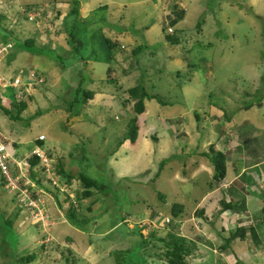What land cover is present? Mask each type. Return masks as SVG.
Listing matches in <instances>:
<instances>
[{
    "label": "rangeland",
    "instance_id": "1",
    "mask_svg": "<svg viewBox=\"0 0 264 264\" xmlns=\"http://www.w3.org/2000/svg\"><path fill=\"white\" fill-rule=\"evenodd\" d=\"M67 1L0 0V41L13 44V51H9L12 55L8 54L3 60L1 72L13 70L10 76H17L20 70L24 72L28 68L47 71L45 76L54 78L58 84H48L50 95L49 99H43L44 103L40 99L29 103L26 111L29 117L20 115L26 121H10L0 111V124L5 120L17 135L29 133L36 138L43 134L46 137L44 146L58 149L55 148V155L63 157L65 169L76 176L85 166L92 171L90 175L105 179L107 184L114 182L119 186L118 191H110L108 196L97 193L95 198L98 199L91 212L88 210L90 199L75 202L76 211L91 219L82 223L88 232L66 237L59 231L53 232L56 222L51 213L55 216L64 213L56 208L50 195L44 198L48 208L46 215L50 217V229L44 232L38 231V226L32 225L26 214H19L16 203L10 204L9 200L5 212L17 216L14 228L18 241L16 246L7 247L5 255L0 253V264H19L20 257L31 253L36 254V259L30 264H166L165 259H160L164 248H150V253L136 255L135 258L136 249H130L135 247L139 238L128 235L127 225L122 224L120 218L127 214L131 227L145 222L157 227L161 218L167 221L172 218L169 209L173 203H180L181 192L189 205L184 209V220L193 218V195L206 189L210 178L205 174L199 175L191 178L193 183L184 185L168 179L178 170L174 178L180 179L179 165L187 159L191 161L190 156L194 158L200 151L209 150L208 145L202 149L204 142L212 140L218 143L215 134H210L209 128L204 129L209 122L202 115L220 114L222 118V114L228 112L229 117L232 114L230 108H242L241 111L246 113L247 104L252 105L253 98L248 96L255 86H248L252 84L248 81L249 70H264V0H79V12L74 22L77 28L72 34L77 39L82 37L84 43L76 54L70 52L73 48L67 44L68 26L73 24L64 22V14L70 11ZM39 6L47 10L52 8V19L47 21L49 24L45 30L40 28L33 34L32 29L37 30L43 22V17L39 16L38 23L31 20L32 16H37L35 8ZM181 8L187 9L186 16L181 14L184 12ZM182 15L183 19L177 21ZM86 24L90 26L84 27ZM164 29L168 32L177 30L179 44L165 40ZM7 31L17 33L21 40L34 35L37 45L43 44L41 46L53 49L55 54H62L67 60L61 64V60H54L56 56L50 53L36 56L18 50V38ZM104 37L117 42L122 49L113 52L110 60L108 54L107 59L103 58L104 48H99V43H102L107 49ZM137 45L142 46V51L132 55L131 50ZM88 53L94 54L95 59L91 55L83 67L78 55ZM250 78L254 79L252 74ZM261 78L263 80L264 76ZM137 83H142L150 94H158L167 103L162 105L154 99L148 100L146 112L139 116L142 130H152L154 136L149 137V152L141 140L140 149L145 154L137 148H119V138L126 132L128 116L132 115V105L122 104V99L127 96L123 92ZM119 85L122 89L115 90L114 87ZM77 86L95 92V96L102 92L111 98V103L99 102V99L97 103L88 101L87 108L81 107L71 116L88 117L82 122H67L64 130L68 105L63 103L75 94ZM2 93L9 100L14 99L12 88H6ZM210 106L216 107L215 114ZM217 107H222L223 113ZM38 108L46 110V113L33 116L32 110ZM252 108L256 111L255 121L260 125L264 118V105ZM195 111L199 122L194 117ZM246 126L247 123H241L242 129ZM162 160L164 164L160 167ZM173 166H176L175 171ZM71 185L73 192L67 191L70 200L76 196L77 190H81L77 178L72 179ZM158 192L163 194V201L159 199ZM9 196H12L11 192L0 185V198L8 201ZM63 198L61 194L59 199ZM242 205L244 210L236 212L245 214L244 201L239 202V206ZM67 206L68 202H65L63 208ZM194 219L197 222L196 217ZM220 226V223L206 226L210 227L206 229L207 236L215 245L220 242L216 233ZM56 235L59 240H56ZM185 237L194 242L187 264H232L233 259L238 258L233 250L235 254L224 252L223 259L215 245L206 244L203 248L196 235L186 233ZM245 240L236 244L237 254L243 252V256L237 259L239 264H264V244L258 248L250 237ZM90 242L93 245L88 248Z\"/></svg>",
    "mask_w": 264,
    "mask_h": 264
},
{
    "label": "trees",
    "instance_id": "2",
    "mask_svg": "<svg viewBox=\"0 0 264 264\" xmlns=\"http://www.w3.org/2000/svg\"><path fill=\"white\" fill-rule=\"evenodd\" d=\"M78 3H79V0H72L71 3H69L70 11L65 16V19H64L65 24L69 22L74 24L76 17L78 16V12H79L78 11L79 9L77 7ZM35 9H38V8L36 7ZM181 9L184 11V12H181V14L183 13V15H185V8L184 9L181 8ZM57 13L59 14L60 12L58 11ZM42 14L44 15L47 14V11H43ZM183 15L182 17H179L177 21L182 20ZM170 16L171 18L169 20L172 23V15ZM199 22L197 24L198 27H200L201 25ZM174 23L175 22H173V24L171 25H174ZM73 24L68 26L67 33L68 32L70 33L68 34L69 37L67 39V44L71 47V49L73 48L74 53H78L77 49L80 45H83L84 41L82 40V37L78 39L74 38V35L72 33H74L77 26H75L76 23L74 25ZM79 26H81L80 22H79ZM88 26L90 25L89 24L84 25V27H88ZM7 32L11 33V36L18 38L19 40V43L17 44L18 50L27 51L36 56H44V55H47V53H50L53 56H56L54 60H61L60 62L61 64L64 60H67L64 58L65 56L63 57L62 54L61 55L55 54V52L52 51L53 49L49 50L47 46H41L43 44H41L40 42L38 43L41 45L40 46L37 45L35 42V39L33 38L34 35L33 37H29V38H26L25 40H21L17 33H14L11 31H7ZM177 32H178L177 30H174L173 32H168L167 29H164L165 40H167L171 44H179L180 40L178 36H176ZM0 42H3V41H0ZM7 42L10 44L9 51L10 50L13 51V44L10 41H7ZM7 42H3V43H7ZM104 42L107 45L106 47H107V54H108L109 60L113 58V52H115L116 50H119V51L122 50L118 47L117 42L112 41L109 38L104 37ZM141 51H142V46L137 45L131 50V53L132 55H136L140 53ZM9 55H12V53L9 52ZM91 55L92 53L78 56L79 60L82 62L81 65L83 67L86 66L87 60L90 59ZM66 57H68V55H66ZM91 57L92 59H94L95 58L94 54ZM75 60L77 61V58ZM69 62L70 60H68V63ZM53 72H56V71L54 70ZM39 73L40 75L45 76L47 74V71L46 73L45 72H39ZM45 79H46V76H45ZM80 82H82V80H80ZM45 86H46V82H43L42 84L37 86V89L40 91ZM80 86H77V88L75 89V94L71 95L69 100L68 99L64 100L63 104L65 106L68 105L65 108V111L68 113L67 115L68 118L66 119L64 123V126H63L64 130L67 129L68 119H70L71 116H73L77 112V110L80 109L81 107L86 108L87 104H89L88 101L92 102L96 97L95 92L91 90H83ZM114 89L119 90V89H122V87L121 85H119V87H114ZM259 92L260 91H258L257 101L259 98H261ZM123 93H127V96L122 99V104L123 106H125L126 104L132 105L131 106L132 115L128 116L129 118L126 124V132L124 133L122 137L119 138V147L123 145L125 142H128L130 145L135 144L136 139L138 137V129H139V124H140L139 116L145 112V101L146 100L154 99L162 105L167 104L166 101L163 102L162 100L163 98L159 96L158 94H150V92L146 90V88L144 87L142 83H137L131 87H128L127 89H125ZM34 96H35L34 94L29 95L27 97V101L16 102V101L7 99L3 103H1V98H0V111L6 114L7 116H9V118H11L14 121H19V120L26 121L20 115L23 112V110H25L28 107V103L30 101H35L36 97ZM250 105L251 103L247 104V107H249ZM44 113H46V110H42L41 108H38L37 110L33 112V116H42ZM26 117H29V116H26ZM194 117L199 122L200 120L199 115L196 113V111L194 113ZM225 117H226V120L227 119L229 120V117H227V114L225 115ZM42 136L44 135L42 134ZM45 138H46L45 136L41 139L37 138V141L39 142L35 145H37L40 148H43L46 151V155L52 159V171L55 174H57L56 176L57 180L55 181V183H53V181L50 179H48L47 181H44L45 178L42 177V172H41L42 170H38V169L36 170L34 168L36 165L39 164L40 159L37 155L33 154L30 158H28V162L30 164V169H29L30 175L29 176L31 177V180L34 182V184L36 185L35 186L36 188H33V190L39 191L42 188L44 191H46L48 195L51 196L53 203L56 204L57 208L63 211L65 217L68 219V221L73 226H75L77 229L88 232V230H86V228L82 226L83 225L82 223L83 221H89L91 219L87 217H83L80 212H79L80 213L79 215V213L76 211V208H75V202H80L81 200L90 199V206L88 207V210L91 211V208L93 207V205L98 199V198H95L97 193H102L104 194V196H108L110 191L117 192L119 186L117 187L114 182L107 184L106 182H104L105 179L97 178L95 176L90 175L89 173L92 171H89V169H87L85 166H83L81 170L79 171V173L75 176L71 171H68L69 169H65V166H64L65 164L62 163V159H61L63 157L59 155H55L54 152H52V149L43 147L44 146L43 142ZM261 143L263 146L259 147ZM241 144L242 146H244L245 151L246 150L249 151V154H253V156L255 152L261 150L259 154H256L255 157L250 159V163L251 162L257 163L263 158L262 153L264 152V149H263L264 142L261 136L256 135L254 139L252 140L250 139V148L248 147L249 144L246 143L245 139L242 140ZM202 155L207 157L211 165L213 166V170H214L213 181L215 183L222 182V180L226 176V167H227L226 166V156L227 155L224 154L220 150H215V148L212 145L209 147V150L207 152H203ZM83 158H85V156H83ZM54 164H55V167H54ZM163 164H164V160H162L160 167H163ZM58 175L61 178H59ZM75 178H77V180L80 182L81 190L80 191L77 190L76 192L74 191L76 196H74L73 199L70 200V195L67 191L71 190V187H72L71 182H72V179H75ZM0 180H1L0 185L4 187L6 181H4L1 174H0ZM239 181L240 180H235L233 184H237L238 187L242 189V191H245V189L242 187ZM30 189L32 188L30 187ZM8 191L11 192L10 190ZM11 194L12 196H9L8 201L0 198V228L2 230V232H0L1 234L0 235V253L4 255H5V252H8V250H6L7 247L16 246L17 241H18V234L14 228L15 217L17 216H15L13 213L6 214L7 212H5L6 208L9 205L8 204L9 200H10V204L13 202L14 203L16 202L17 193L11 192ZM61 194L64 196L62 200L59 199ZM157 195H159V199L163 201V197H164L163 194L161 195V193L158 192ZM65 202H68V206L67 208L64 209L63 204ZM220 204H221V210L219 214L220 213L222 214L223 211H227V210L237 211V210H242L244 208L243 205L239 206V203L237 204L235 202L226 201V200H222ZM16 205H17L16 208L18 209L19 214H20L21 208L18 204ZM182 210H183V206L181 204L173 203V205L169 209L172 218L169 221H167L165 218H161V222L157 224V227L155 226L152 227V224H150V222H145V223L138 224V225L136 224L135 227L133 226L131 227L130 226L131 224L129 225V222L127 221L128 215L126 214V215L121 216L120 222L122 224L127 225V230L129 231L128 235L139 238L135 247L134 246L131 247L130 245L131 247L130 251H132V249L134 248L136 249L135 258H136V255H141V254L146 255L147 253H150L149 251L150 248L157 247V248H161L162 250L164 248V251L161 254L163 258L160 257V259H165L166 264H187L186 259L191 254L192 248H193L192 245L194 246V244H193V241L191 240L189 241L184 236H181L179 234L178 225L176 223V220H178V218L180 217L179 215L182 213ZM200 214H202V212H200ZM261 215H264V204L261 210ZM254 222H255V219L253 220V224L250 227L237 228L235 230H230L229 235L227 237L220 238V242L215 245L216 249L222 252H227L231 243L236 239H239V238L244 239L246 237H250L249 235H251V238L256 239L255 230H254ZM150 225H151V229H149ZM157 228L159 229L162 228V230L159 231L158 229L157 231ZM38 231H41V230L38 228ZM47 244L45 245V247H47ZM129 244L131 243L129 242ZM41 247L44 248L43 245ZM35 259H36V254L31 253L24 257H20L18 259L19 261L18 263L19 264H30ZM128 260H131V258L128 257Z\"/></svg>",
    "mask_w": 264,
    "mask_h": 264
},
{
    "label": "crops",
    "instance_id": "3",
    "mask_svg": "<svg viewBox=\"0 0 264 264\" xmlns=\"http://www.w3.org/2000/svg\"><path fill=\"white\" fill-rule=\"evenodd\" d=\"M186 10L187 9H185V16H186ZM40 27L42 28L43 25H41ZM32 31H33V34L36 33L35 29L34 30L32 29ZM102 47L104 48L103 58L107 59V49L105 48V46L102 43H99V48L102 49ZM37 71H40V70H37ZM5 72L6 73H4V72H2V73L4 75H7V76L11 75L10 72H12V75L14 73L13 70H6ZM23 74H26V72L24 71ZM251 74L253 75L254 79L250 78ZM263 74H264V70H249L248 81L252 82V84L249 83L248 86H251L252 88L254 86L255 87H254L253 93L250 96L247 95L248 97H251V99L253 98V101H252V105L250 107H246V109L244 110V111H246V113H243L241 111L242 108H237V107L230 108V109H232V111H231L232 114L229 116V120L228 119L226 120L225 115L228 112H226V114H225V113H223L224 109L222 107H217V109H220L223 113L222 118H220V114H215V112H214V111H216V107L210 106L211 111H213L214 112L213 114H215V115H211L210 117H208L206 115V117H205L201 114L202 115L201 117L206 119L207 122H209V124L204 126V129H205V127L209 128V133L213 134V135L215 134L216 139L218 140L217 144L215 142H213L212 140L204 142L202 149L206 145H208L210 147V145L213 144V147H214V143H215L216 144V150H220L224 154L227 155L226 156V166H227L226 167V176L222 181L231 184L228 191L222 190L220 183H215L213 181V174H214L213 166L211 165L208 158L202 155L203 152H207L205 150L200 151L199 155L198 154L194 155V158L192 156H190L191 161L189 159H187L189 161L185 160L183 164L179 165L180 166V175H179L180 179L178 178L179 180L177 178L175 180V178H174L176 173L179 171V170L175 171L176 166H173L174 171H175L174 176L168 179L169 181L172 179V181H174V182H181V184L184 185V184L190 183V182L193 183L191 178H196L199 175L205 174V176H208L210 178L211 181L208 182L209 185L207 186V188L202 190L199 194L193 195L192 202L194 204H193L192 208L194 210V213L192 212V214H193L192 217L193 218L196 217L197 222H195V219L192 220L193 218H190L188 220H184L185 215H183V213L186 211L184 209H187V206H189V205L185 203L187 200L183 199L185 197L183 192H181V194L179 196L180 197V203L179 204H181L183 206V210H182V213L179 215L180 217L178 218V220H176V223L178 225L179 234L181 236H184V237H185L186 233L196 235L199 238V244H201L200 246L203 248H205L206 244L213 245V246L215 245L213 242H211L209 236H207L208 232H206V229H209L210 227H206V226H215V224L218 225V223H220L221 224L220 230L216 231V233L219 236V239L223 238V237H227L229 235L230 230H235L237 228L246 227L244 222H243L244 221L243 219L235 222L232 215L227 214V215L223 216L221 213L219 214V212L221 210L220 202L222 200L235 202L237 204L239 202H242V201L245 202V206L247 209V211L245 212V215L250 220H251V217L253 218V220L255 219L254 230H255L256 239L251 238V235H249L251 240H252V243H254V242L257 243L258 248H259V246L262 247L264 244V241H262V238L264 237V233H263L264 232V223H262V221L264 220V215H261V210H262V207L264 204V152L262 153L263 158L259 162H257V163L251 162L250 163V159L255 157L256 154H259V152L261 150L255 152L254 156H253V154H249V151H247V150L245 151L244 146H242V144H241L242 140L245 139L246 143L249 144L248 147L250 148V139L251 140L254 139L256 135L261 136V138L263 139V142H264V118H263V121L261 123L259 122L260 125H258L255 121L256 111L252 108L253 106L254 107H260V106L264 105V79L261 80L262 79L261 77L264 76ZM46 78H47L46 86L42 90H40L34 94L35 95L34 97H36L35 101L37 99H40L41 102L44 103L43 99H45V100L49 99L50 87L48 84H50V86H55V85L58 86V84L56 83L57 81H55V80L53 81L54 78H52V77H49V78L46 77ZM260 80L262 81V83L260 82ZM0 91H2L1 88H0ZM123 91H124V89H123ZM258 91H260L259 93H260L261 98H259L257 101ZM101 93L102 92H98V95L93 100L94 103H97L98 99L100 100L99 102L107 101V102L111 103V98H109V96H107V95H102ZM227 98H230V95H228ZM6 100H7L6 97L3 98V101H6ZM29 103H28V105H29ZM147 103H148V100L145 101V112H146ZM108 105H110V104H107L106 106H108ZM225 108L228 109V107H225ZM27 109H28V107L25 110H23L21 115L26 116L27 115L26 114ZM235 111H240V112L237 113ZM32 112H34V111L32 110ZM1 113H2V116L4 118L12 121V119L9 118L6 114H4L3 112H1ZM79 117L81 119L76 118V117H73V118L71 117V119L68 120L69 124H72L76 121L82 122L88 116L87 115H83V116L80 115ZM242 122L247 123V126L245 127V129L241 128ZM204 124H206V123H204ZM0 129L5 134V136L13 142V146L15 147V150L13 151V153L18 158H22L25 155L28 156L30 151H32L31 149L34 147V145L39 142V141H37V138H39L40 135L36 138H34L35 136L33 134H29V133H24V134L19 133L17 135L14 133L12 127L5 120L2 121V123L0 124ZM146 132H148V134ZM146 132H144L142 130L141 124H139L138 137L136 139L135 144L131 146L128 142H125L119 148L129 147L130 150L135 149V148H137V150H139L141 140L143 139V145L146 148V152H149V144H150L149 137H154V136L152 135L153 134L152 130H148ZM149 132L151 133V136L149 135ZM173 135L174 134H171V136H173ZM182 135H184V134H182ZM45 140H46V138H45ZM235 141L239 143L238 146L236 145ZM43 144H44V142H43ZM197 146H196V149H197ZM260 146H263L262 143L259 145V147ZM48 148L52 149V152H54V154L58 150L56 147L55 148L57 150L55 148H51V147H48ZM246 149H247V147H246ZM60 152H63V151H60ZM140 153L145 154V151L143 149H140ZM188 174H189V176H188ZM235 180H240L239 182L242 185V187L245 189V191H242V189L240 187H238L237 184H233ZM56 208H57V206H56ZM91 210H92V208H91ZM227 211H230V210H227ZM89 212H91V211H89ZM200 212H202V214H200ZM230 212L234 213L236 211L231 210ZM51 215H52V218L56 222L54 227H53L54 233H55V231H59L63 236H65V235L77 236L79 233H80V235H81V233H87V232L82 231L80 229H77L75 226H73L68 221V219L65 217V215H61V212H60V215H57V216L53 215L52 213H51ZM103 215H104V213H103ZM253 215H255V216H253ZM256 216H258V217L255 218ZM188 222H190V224H187ZM251 225H252V223H251ZM251 225H249V226H251ZM215 228L217 229V227H215ZM106 233L107 232H104L105 235H107ZM70 237L72 238V236H70ZM207 238H209V239H207ZM189 239H192V238H189ZM216 239H218V238H216ZM245 239H247V237L244 239L239 238V239L234 240L231 243L230 247L228 248L227 253H230L233 250H235V253H236L238 258L240 255L243 256V252H241L240 254H237L238 247L236 244H238L237 242L246 241ZM56 240H59L57 235H56ZM72 240H73V238H72ZM193 244H194V242H193ZM91 245H93V244L90 242V244H88V248L91 247ZM91 250L93 251V249H91ZM208 250H212V249L208 248ZM220 252H221L220 255H223V257H221V258L224 259V256L226 254H224V252H222V251H220ZM232 253L235 254L234 252H232ZM238 258L233 259L232 264H234V263L239 264V262H238L239 260H237ZM251 258H252V256L250 255L249 259H251ZM227 264H230V263L228 262Z\"/></svg>",
    "mask_w": 264,
    "mask_h": 264
},
{
    "label": "built area",
    "instance_id": "4",
    "mask_svg": "<svg viewBox=\"0 0 264 264\" xmlns=\"http://www.w3.org/2000/svg\"><path fill=\"white\" fill-rule=\"evenodd\" d=\"M9 47L10 44L8 42H0V66L5 57L9 54ZM44 81V77L34 70L28 69L26 74H23V70H20V74L17 76L4 75L0 70V88L2 90L0 91L1 103L4 102L3 98L6 97L2 93L6 88L10 87L13 89L14 99L12 101H27V97L36 93L37 86ZM43 137L44 136L41 135L39 139ZM14 150L15 147L13 146V142L9 140L0 129V174L4 181H6L5 187L11 192L17 193L16 201L22 211L27 214L32 224L38 226L43 232L49 230L50 217L46 215L48 208L45 205L46 200L44 199L48 193L42 188L39 191L33 190V188H36V185L29 176L30 164L28 158L33 154L37 155L40 162L34 168L36 170H42V176L46 181L50 179L55 183L57 177L52 171V159L46 155V151L43 148L37 145H34L28 156L25 155L22 158H18L13 153ZM220 186L222 190L228 191L230 184L223 182ZM30 187L32 189H30ZM227 214L232 215L235 222L243 219L247 227L252 223V219H248L243 213H231L230 211H223L222 213L223 216Z\"/></svg>",
    "mask_w": 264,
    "mask_h": 264
},
{
    "label": "clouds",
    "instance_id": "5",
    "mask_svg": "<svg viewBox=\"0 0 264 264\" xmlns=\"http://www.w3.org/2000/svg\"><path fill=\"white\" fill-rule=\"evenodd\" d=\"M69 3H71V0H68L67 2H66V4L67 5H69ZM38 9H36V14H37V16H33L32 18H31V20H35L36 21V23H38L37 22V18H38V16H39V18L40 17H43V22L42 23H40L39 24V26L37 27V30L36 31H38V30H40V26L41 25H43V27L41 28V29H43V30H45L46 28H47V26H48V24L49 23H47V21L50 19H52V15L50 14V13H52V8L50 9V10H47V9H45V7L44 6H39V7H37ZM43 11H47V14H42V12ZM65 16H66V14H64V19H65ZM53 23H51V25H52ZM71 53H74L73 51H70ZM74 54H76V53H74ZM68 56H69V54H68ZM79 56V55H78ZM76 59V58H75ZM28 69H30V68H28ZM27 69V70H28ZM27 70H24L25 72L27 71ZM30 70H34V71H36L38 74H40L39 72L40 71H37V70H35V69H30ZM41 72H43V71H41ZM44 77V79H45V76H43ZM44 82H46V79H45V81ZM39 90L37 89V91L36 92H38ZM35 94V93H34ZM87 108V107H86ZM41 136V135H40ZM33 149V148H32ZM31 149V150H32ZM44 181H46V179H44ZM224 181H222V182H220V185H221V183H223ZM231 185V184H230ZM16 204H18L17 203V201L15 202ZM21 208V207H20ZM20 214H26L25 212H23L22 211V209H20ZM27 215V214H26ZM251 219H252V217H251ZM30 223L32 224V222L30 221ZM252 224H253V220H252ZM32 225H34V224H32ZM36 226V225H35ZM247 227V226H246ZM248 227H250V226H248ZM60 245V244H59Z\"/></svg>",
    "mask_w": 264,
    "mask_h": 264
}]
</instances>
